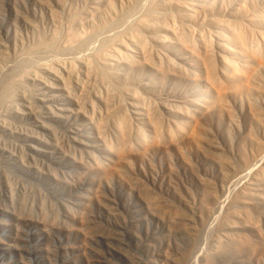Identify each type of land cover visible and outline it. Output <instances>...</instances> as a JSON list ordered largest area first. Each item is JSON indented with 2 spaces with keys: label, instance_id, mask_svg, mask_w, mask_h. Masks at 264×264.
Returning <instances> with one entry per match:
<instances>
[{
  "label": "rangeland",
  "instance_id": "obj_1",
  "mask_svg": "<svg viewBox=\"0 0 264 264\" xmlns=\"http://www.w3.org/2000/svg\"><path fill=\"white\" fill-rule=\"evenodd\" d=\"M0 264H264V0H0Z\"/></svg>",
  "mask_w": 264,
  "mask_h": 264
},
{
  "label": "bare ground",
  "instance_id": "obj_2",
  "mask_svg": "<svg viewBox=\"0 0 264 264\" xmlns=\"http://www.w3.org/2000/svg\"><path fill=\"white\" fill-rule=\"evenodd\" d=\"M240 34V33H239ZM249 36V35H248ZM242 39V38H241ZM245 42V41H244ZM254 49V48H253ZM251 51V50H250ZM205 60V59H204ZM232 62V61H231ZM216 62L213 60V59H210L209 61H206V75L209 79H212V80H217V76L215 75V69H216ZM224 75V74H223ZM237 76V75H236ZM236 76H233L234 79H236L237 77ZM231 77V76H230ZM238 79V78H237ZM214 82V85H217L218 84V80ZM238 85H241V83L239 82L236 87H238ZM233 87V86H232Z\"/></svg>",
  "mask_w": 264,
  "mask_h": 264
}]
</instances>
